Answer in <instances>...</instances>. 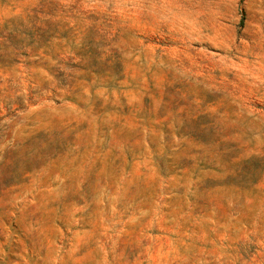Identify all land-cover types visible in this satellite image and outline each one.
<instances>
[{
  "label": "rangeland",
  "instance_id": "374dc122",
  "mask_svg": "<svg viewBox=\"0 0 264 264\" xmlns=\"http://www.w3.org/2000/svg\"><path fill=\"white\" fill-rule=\"evenodd\" d=\"M0 264H264V0H0Z\"/></svg>",
  "mask_w": 264,
  "mask_h": 264
}]
</instances>
